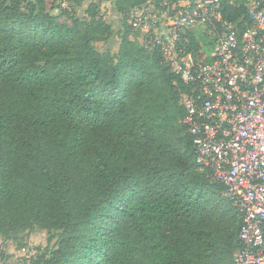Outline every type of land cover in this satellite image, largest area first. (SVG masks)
Masks as SVG:
<instances>
[{"label": "trees", "instance_id": "1", "mask_svg": "<svg viewBox=\"0 0 264 264\" xmlns=\"http://www.w3.org/2000/svg\"><path fill=\"white\" fill-rule=\"evenodd\" d=\"M181 1L111 8L173 14ZM220 1L241 34L247 0ZM87 16L60 0H0V235L46 229L32 264H237L243 214L200 169L181 122L190 85L132 23L116 53L97 49L112 24L99 1ZM217 23L188 27L177 47L211 61ZM178 120L183 149L167 136Z\"/></svg>", "mask_w": 264, "mask_h": 264}, {"label": "built area", "instance_id": "2", "mask_svg": "<svg viewBox=\"0 0 264 264\" xmlns=\"http://www.w3.org/2000/svg\"><path fill=\"white\" fill-rule=\"evenodd\" d=\"M247 7L250 22L241 34L222 18L220 0L181 1L173 14L157 10L163 20L153 15L151 3L130 9L128 15L145 34V46L161 47L190 85L182 95L181 122L200 169L224 185L223 196L243 214L236 263L264 264V0H247ZM215 22L221 28L211 61L198 62L177 47L188 27ZM30 249L21 254L35 257Z\"/></svg>", "mask_w": 264, "mask_h": 264}, {"label": "rangeland", "instance_id": "3", "mask_svg": "<svg viewBox=\"0 0 264 264\" xmlns=\"http://www.w3.org/2000/svg\"><path fill=\"white\" fill-rule=\"evenodd\" d=\"M99 1L101 5V11L104 17L112 24L113 28V41L110 43L97 42L96 48L100 51L112 50L113 53L118 51L120 39L124 33V23H131V17L115 16V12L111 8V0H65L66 6L72 10H76L77 16L82 19H87V9L91 2ZM152 2V1H151ZM63 3V2H62ZM69 5V6H68ZM54 13H59L58 9H55ZM153 15L163 20L161 15H157V9L152 10ZM62 21L70 23L69 17H62ZM220 23L215 24L213 32H210L211 38L217 37L220 31ZM213 39H210L211 41ZM168 138L171 139L173 145L177 148L183 149V139L185 132L182 129L179 120L176 122L174 128L169 130ZM58 232V231H56ZM49 234L46 229L35 227L32 230H26L17 234L0 235V264H32L35 260L34 257L28 255H22V249H34L36 255L44 252V248L48 245ZM57 238H54L50 243V248L56 247ZM31 250V249H30ZM36 257V256H35Z\"/></svg>", "mask_w": 264, "mask_h": 264}, {"label": "snow or ice", "instance_id": "4", "mask_svg": "<svg viewBox=\"0 0 264 264\" xmlns=\"http://www.w3.org/2000/svg\"><path fill=\"white\" fill-rule=\"evenodd\" d=\"M131 78H132V77L129 78V81H130ZM129 81H125V83H124L122 86H125V87H126V86H127V83H128Z\"/></svg>", "mask_w": 264, "mask_h": 264}]
</instances>
